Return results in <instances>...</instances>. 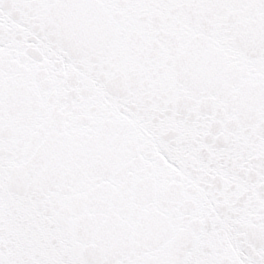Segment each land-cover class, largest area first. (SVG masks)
Instances as JSON below:
<instances>
[{
	"label": "snow or ice",
	"instance_id": "snow-or-ice-1",
	"mask_svg": "<svg viewBox=\"0 0 264 264\" xmlns=\"http://www.w3.org/2000/svg\"><path fill=\"white\" fill-rule=\"evenodd\" d=\"M0 264H264V0H0Z\"/></svg>",
	"mask_w": 264,
	"mask_h": 264
}]
</instances>
